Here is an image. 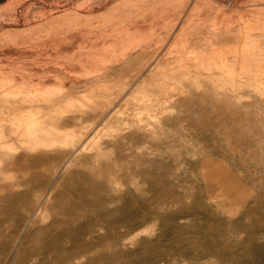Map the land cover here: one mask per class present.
Listing matches in <instances>:
<instances>
[{
	"label": "rangeland",
	"instance_id": "rangeland-1",
	"mask_svg": "<svg viewBox=\"0 0 264 264\" xmlns=\"http://www.w3.org/2000/svg\"><path fill=\"white\" fill-rule=\"evenodd\" d=\"M27 116L0 264H264V0H0L4 148Z\"/></svg>",
	"mask_w": 264,
	"mask_h": 264
},
{
	"label": "bare ground",
	"instance_id": "bare-ground-1",
	"mask_svg": "<svg viewBox=\"0 0 264 264\" xmlns=\"http://www.w3.org/2000/svg\"><path fill=\"white\" fill-rule=\"evenodd\" d=\"M162 8V7H161ZM153 13V12H152ZM159 13V12H158ZM63 18V17H62ZM78 25V24H77ZM133 25H134V23H133ZM128 26H129V24H128ZM130 26H132V25H130ZM122 28V27H121ZM132 29H133V27H132ZM131 29V30H132ZM10 31V30H9ZM81 31V30H80ZM8 32V31H7ZM122 32V31H121ZM88 33V32H87ZM128 33V32H127ZM10 34V33H9ZM74 35V34H73ZM82 36V35H81ZM71 37V36H70ZM57 38H59V37H57ZM56 38V39H57ZM65 38V37H64ZM80 38V37H79ZM55 39V40H56ZM69 39V38H68ZM78 39V38H77ZM85 39V38H84ZM50 40V39H49ZM48 40V41H49ZM76 40V39H75ZM79 40H81V39H79ZM91 40V39H90ZM258 40V39H257ZM57 41V40H56ZM96 41V40H95ZM253 41V40H252ZM55 42V41H54ZM77 42V41H76ZM75 42V43H76ZM47 43H50V42H47ZM86 44H87V42H86ZM104 44V43H103ZM41 45H43V44H41ZM49 45V44H48ZM52 45H53V43H52ZM55 45V44H54ZM56 45H57V43H56ZM59 45V44H58ZM63 44H61V46H62ZM70 46L71 45H73L74 46V44H69ZM153 45V44H152ZM64 46V45H63ZM68 45H66V47L65 48H67V50L69 49L70 50V48L69 47H67ZM73 46H72V48H73ZM108 47H109V45H108ZM115 47V46H114ZM161 47V46H160ZM263 47V46H262ZM14 48H16V47H14ZM61 48V47H60ZM7 49V48H6ZM54 49V48H53ZM56 49V48H55ZM54 49V50H55ZM59 49V48H58ZM230 49V48H229ZM12 50V49H11ZM13 50H15V49H13ZM12 50V51H13ZM61 50V49H60ZM65 50V49H64ZM87 50H88V48H87ZM87 50H85V51H87ZM128 50V49H127ZM10 51V50H9ZM8 51V52H9ZM56 51V50H55ZM62 51V50H61ZM66 51V50H65ZM71 51V50H70ZM69 51V52H70ZM227 51V50H226ZM58 52V51H57ZM60 52V51H59ZM63 52V51H62ZM83 52V51H82ZM90 52V51H89ZM71 53V52H70ZM69 53V54H70ZM8 54V53H7ZM57 54V53H56ZM68 54V53H67ZM79 54V53H78ZM229 54V53H228ZM10 55V54H9ZM89 55V54H88ZM238 55H239V53H238ZM102 57V56H101ZM52 58V57H51ZM121 58V57H120ZM231 58V57H230ZM110 59V58H109ZM115 59V58H114ZM116 59H118V58H116ZM122 59V58H121ZM103 60V59H102ZM50 61V60H49ZM56 60H54V62H55ZM78 61V60H77ZM109 61H111V60H109ZM115 61V60H114ZM152 61V60H151ZM6 61H4V63H5ZM70 62V61H69ZM81 62V61H80ZM106 62V61H105ZM153 62V61H152ZM50 63H53V62H50ZM59 63V62H58ZM63 63V62H62ZM99 63V62H98ZM108 63V62H107ZM116 63H118V62H116ZM144 63V62H143ZM53 64H55V63H53ZM38 65V64H37ZM58 65V64H57ZM56 65V66H57ZM36 66V65H35ZM5 67V66H4ZM105 67V66H104ZM6 69V68H5ZM8 69V68H7ZM6 69V70H7ZM12 69V68H11ZM17 69V68H16ZM37 69V68H36ZM140 69V68H139ZM154 69V68H153ZM1 70H3V69H1ZM14 70V69H13ZM39 70V69H38ZM23 74V73H22ZM8 75V74H7ZM168 75V74H167ZM259 75H260V73H259ZM50 76V75H49ZM225 76V75H224ZM72 77V76H71ZM179 78V77H178ZM195 78V77H194ZM73 79V78H72ZM171 79V78H170ZM228 79H229V77H228ZM48 80V79H47ZM46 79H45V81L46 82H48ZM72 81H74V80H72ZM80 81V80H79ZM148 81V80H147ZM41 83H42V81H40ZM76 82H78V81H76ZM229 84H233V83H229ZM204 85V84H203ZM60 86H62V85H60ZM260 86V85H259ZM200 87V86H199ZM30 89V88H29ZM182 89V88H181ZM225 89V88H224ZM227 90V89H226ZM252 90V89H251ZM48 91L49 90H46L45 91V93H48ZM16 92V93H15ZM145 92V91H144ZM4 94H10V92H8V91H6V92H4ZM13 94H19L17 91H14V93ZM246 99V98H245ZM23 100V99H22ZM24 101V100H23ZM25 102V101H24ZM23 102V103H24ZM9 103V102H8ZM149 103V102H148ZM156 103V102H155ZM8 105H10V104H8ZM54 103H51V105L50 106H48V111L45 113L46 115H50V112L52 111V110H54ZM127 106V105H126ZM11 107H13V106H11ZM134 107V106H133ZM19 109V108H18ZM132 109V108H131ZM37 112H39L38 110H29V113L31 114V115H33V114H35V113H37ZM113 113V112H112ZM50 117V116H49ZM12 118V117H11ZM9 120V119H8ZM10 122V121H9ZM24 124V125H23ZM23 127H24V132L22 133L23 134V138L22 139H20V146H18V147H13V146H11V144L10 145H7L6 147L7 148H4L3 147V144L1 143L0 144V149L2 150V149H4V150H2L4 153H6V154H8V155H14V154H16V153H18L21 149H30V150H36V149H39V148H42V147H44V146H46V145H53L55 142H56V140H55V131H54V126L52 125V123H51V120L49 119V121H47V119H46V116H27V117H25L24 118V120H23ZM80 125V124H79ZM97 125V124H96ZM96 134V133H95ZM67 135H68V133H67ZM97 135V134H96ZM101 136V135H100ZM92 140V139H91ZM12 143V142H11ZM5 146V145H4ZM6 162V161H5ZM1 164V163H0ZM212 164V163H211ZM83 172H84V170H83ZM50 253V252H49ZM53 256V255H52Z\"/></svg>",
	"mask_w": 264,
	"mask_h": 264
},
{
	"label": "built area",
	"instance_id": "built-area-1",
	"mask_svg": "<svg viewBox=\"0 0 264 264\" xmlns=\"http://www.w3.org/2000/svg\"><path fill=\"white\" fill-rule=\"evenodd\" d=\"M219 2H225L226 0H218Z\"/></svg>",
	"mask_w": 264,
	"mask_h": 264
}]
</instances>
